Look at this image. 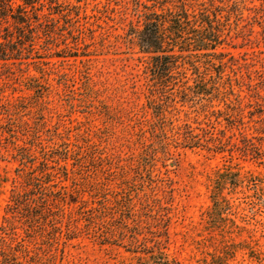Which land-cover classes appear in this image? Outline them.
<instances>
[{"label": "rangeland", "instance_id": "374dc122", "mask_svg": "<svg viewBox=\"0 0 264 264\" xmlns=\"http://www.w3.org/2000/svg\"><path fill=\"white\" fill-rule=\"evenodd\" d=\"M153 1L38 0L0 59L9 261L264 264V0H174L219 7L223 42L215 68L197 62L205 85L187 63L164 89L133 36ZM14 25L1 22L0 41Z\"/></svg>", "mask_w": 264, "mask_h": 264}, {"label": "trees", "instance_id": "16d2710c", "mask_svg": "<svg viewBox=\"0 0 264 264\" xmlns=\"http://www.w3.org/2000/svg\"><path fill=\"white\" fill-rule=\"evenodd\" d=\"M47 1L50 4L54 3V0ZM37 2L38 0H21V3H17L16 0H0V24L3 20L12 18L16 29L15 33L12 32V35H7L0 41V59H8L19 51L15 47L10 48L9 45L20 43L23 38L28 37L26 25L31 18L29 11L36 9ZM218 8L211 10L204 7L192 11L184 2L174 0H155L150 4H142V9L137 13L141 27L135 29L133 36L139 51L146 55L144 67L152 83L164 89L175 79V74L182 73L176 72L181 65L191 63L190 65L197 70L196 84L205 85L204 76L197 62H200L199 59L202 57L208 66L212 65L215 68V57L220 55L217 48L223 42L222 16ZM183 78L187 80V77ZM260 110V114L264 115V109ZM262 128L264 133V125ZM181 136L184 144L200 145V139H195L190 131L185 130ZM244 147V152H254L255 144L251 139H245ZM27 200L22 194L14 193L12 206L26 207ZM11 259L13 262L9 261L4 247L0 245V264H19L15 262V258Z\"/></svg>", "mask_w": 264, "mask_h": 264}]
</instances>
